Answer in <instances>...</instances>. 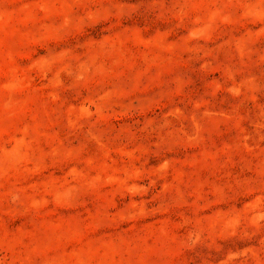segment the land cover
I'll return each instance as SVG.
<instances>
[{
	"label": "rangeland",
	"instance_id": "374dc122",
	"mask_svg": "<svg viewBox=\"0 0 264 264\" xmlns=\"http://www.w3.org/2000/svg\"><path fill=\"white\" fill-rule=\"evenodd\" d=\"M0 264H264V0H0Z\"/></svg>",
	"mask_w": 264,
	"mask_h": 264
}]
</instances>
